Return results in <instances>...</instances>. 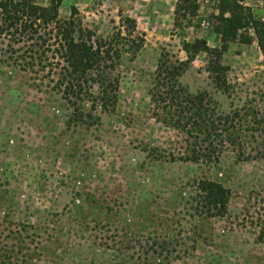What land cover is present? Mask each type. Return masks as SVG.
<instances>
[{"label":"rangeland","instance_id":"rangeland-1","mask_svg":"<svg viewBox=\"0 0 264 264\" xmlns=\"http://www.w3.org/2000/svg\"><path fill=\"white\" fill-rule=\"evenodd\" d=\"M52 1L61 21L110 50L117 100H101L94 82L66 88L55 25L46 41L0 35V264H264V160L239 162L229 145L217 162L187 160V134L160 122L151 99L159 62L189 59L184 42L220 46L219 0H199L183 28L177 0L37 3ZM234 2L264 21V0ZM212 60L190 61L180 82L191 94L224 114L264 103L256 40L232 43L221 75ZM201 181L229 192L225 216L208 215Z\"/></svg>","mask_w":264,"mask_h":264},{"label":"trees","instance_id":"trees-1","mask_svg":"<svg viewBox=\"0 0 264 264\" xmlns=\"http://www.w3.org/2000/svg\"><path fill=\"white\" fill-rule=\"evenodd\" d=\"M198 1L177 0L175 27L183 28L184 20L190 21L196 16L200 9ZM219 3L214 28L220 36L219 47L212 48L205 40L184 42L183 49L189 54L187 61L177 65L168 60L159 62L151 90V99L157 109L155 116L164 125L187 134L190 149L187 160L217 162L223 156L225 145L234 149L239 162L264 160V103H247L224 114L213 105L215 101L211 97L191 94L180 82L190 61L199 53L212 57V70L216 75H221L224 69L222 59L230 45L237 41L250 44L256 40L264 58V21L256 19L251 9L240 2L219 0ZM59 8L60 4L54 1L45 7L39 5L37 0H0V35L9 36L14 43L30 42L34 35L44 40L46 36L42 31L55 25L61 35V57L67 64L64 79H69L68 83L73 85L66 88L73 92L74 87H79L78 90L82 91L83 86L94 82L102 88L101 100L105 103L116 101L118 86L104 73L110 50L102 48L100 44L94 47L90 37L88 44L74 20L59 19ZM251 30L254 38L243 34ZM217 80L220 81V78ZM261 98L264 101V95ZM199 189L204 193L200 199L208 205V215L225 216L230 202L229 192L211 181L199 182Z\"/></svg>","mask_w":264,"mask_h":264}]
</instances>
